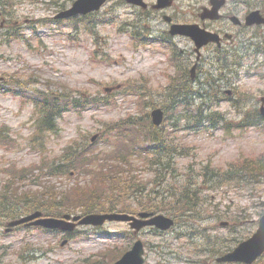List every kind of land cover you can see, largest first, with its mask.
<instances>
[{
	"label": "rangeland",
	"instance_id": "rangeland-1",
	"mask_svg": "<svg viewBox=\"0 0 264 264\" xmlns=\"http://www.w3.org/2000/svg\"><path fill=\"white\" fill-rule=\"evenodd\" d=\"M73 1L0 0V21L5 19L7 25L0 27V192L6 189L4 186H11L10 190H5L8 195L15 187L19 192L39 190V194L63 193L72 188L84 173L47 175L46 165L50 161L52 164L64 161L59 156L76 143L88 142L90 147L99 149V157L104 160L98 164L102 165L106 164L107 157L117 161V157L128 153L132 175L137 180L149 182L142 201L152 204L155 201L150 200L154 195L161 196L154 189L162 191L171 187L170 182L184 181L187 175L196 176L208 163L211 168L224 170L231 162L264 151V121H260L258 127L224 131L225 127H230L227 121L234 126L244 113L253 115L264 97V78L258 75L264 54L253 55V49L246 51L243 66L237 68L235 78L223 80L219 85H201L197 80L190 82L191 91L183 97L192 106L189 112L197 106H202L205 112L215 109L226 121L214 131L197 134L178 131L175 142L188 150L172 156L170 170L176 167L175 175L159 180L161 185L159 181L152 182L155 175L145 166V155L137 147L130 151L129 146L123 144L119 147L121 152H115L116 148L104 149L108 137L103 134L109 126V135L116 134L122 131L117 124L131 117L142 119L138 128L145 129L151 123L146 114L154 107L162 108L165 116L171 117V120L164 119L169 128L171 122L184 124L179 116L180 112L184 114L180 105L182 96L173 92L168 95V85L184 76V65L190 69L195 53L190 39L178 37L175 54L182 71L170 61V50L158 40L168 31L162 14L173 15L177 22L189 21L197 5L204 0H174L169 8L150 10L149 16L124 0H107L92 16L91 13L79 15L75 21H72L74 18L54 17ZM146 1L151 4L155 0ZM129 23L133 24L132 29H144L150 43L135 44L127 29L122 30ZM7 28L11 30L4 34ZM211 56L209 50H201V67L196 69L199 80L206 78L209 69L217 74L219 64H210ZM227 90H231V94ZM62 91L95 97L101 103L64 111L56 118L54 131L39 132L32 97L64 93ZM173 95H178L175 99L178 101H171ZM170 102L174 107L166 111L164 107ZM99 166L88 163L85 174H100ZM23 168H34V173L39 174L33 180H20ZM115 170L109 175L122 174L120 167ZM121 183L118 181L114 185L119 204L139 209V198L130 190L122 194ZM78 187L69 199L86 193ZM198 197L197 211L202 219L179 222L164 232L149 228L140 231L138 237L144 243V264H217V253L233 248L257 228L264 210V182L242 180L239 184L233 181L220 186L208 183ZM5 199L15 207L27 209L20 215L35 210L24 200L14 203L7 195ZM38 199L44 198L39 196ZM5 221L8 218L2 216L0 264H104L129 249L136 239L125 222H106L95 232L78 226L77 232L67 237L58 231L45 232L33 226L5 232ZM255 264H264V255Z\"/></svg>",
	"mask_w": 264,
	"mask_h": 264
},
{
	"label": "trees",
	"instance_id": "trees-1",
	"mask_svg": "<svg viewBox=\"0 0 264 264\" xmlns=\"http://www.w3.org/2000/svg\"><path fill=\"white\" fill-rule=\"evenodd\" d=\"M147 12V11H146ZM145 12V13H146ZM129 25H133L129 23ZM132 34L136 37L137 29H131ZM259 52V50H257ZM264 77V74L261 75ZM185 83H175L173 82L169 85V89L177 90L180 89ZM188 92L190 91V84L186 83ZM61 94H51L46 97H39L36 95L32 97L34 102L35 110L37 113V129L39 132L43 133L48 130H55L56 121L55 118L59 117L62 112H66L70 109H77L86 105H98L101 103L97 98H84V97H73L69 91H62ZM176 98H172L171 101ZM180 105L185 110H190V104H187L180 99ZM174 106L171 102L165 106L166 110H172ZM181 118L184 119V125L180 126L179 123H172V130H168L167 127H162L158 129L153 127L151 123L144 127L145 129L138 128L141 124L140 120H133L131 117L124 119L122 122H119L118 128L122 131L117 132L116 134H110L108 132L104 133V136H114V142L110 143L111 137L108 140L110 148H116L115 152H121L119 147H122L123 144L129 146V150L132 151L137 145L139 151L144 153L145 157L143 161L145 166L152 170L155 178L152 182L157 183V181H162L167 176L172 177L175 175L176 167L173 170H170L171 158L174 155L181 154L182 151L187 153L188 148L181 146L175 142V137L169 138V135L175 132V129H180L183 127L184 130L193 133L204 132L208 126L212 128H217L220 124L223 125L222 116L216 112H206L202 110L201 106L193 108V112L185 114H179ZM262 118L257 114L245 115L239 121V123L231 126V122H226L230 127H225L226 130H232L233 128H246L251 126H257ZM114 128V126H113ZM111 127L109 126L107 131ZM225 130V131H226ZM0 135L2 132L0 129ZM12 143V141H11ZM90 143H76L75 145H70L67 147L66 151H63L59 158L62 161L60 164H52L51 161L46 165L47 175H70V172L73 171V174L84 173L82 177H85V181L80 183L77 181L72 188L62 191L63 193H38L39 190L32 191L27 189L25 191H20L18 187L13 188L12 194L8 195V191L11 186H4V191L0 192V218L2 216L9 218L19 217L20 214H23L27 209L21 207H15L9 204V200L5 199L6 195L14 200L15 202H21L24 200L29 207L33 209H40L44 214L47 215H60L62 212H74L80 211L81 213H89L96 211H127L135 212L137 210H149L154 212L166 211L168 214L175 217L176 222L185 223L187 220L192 221L201 218L200 213L197 211L198 196L199 192L203 186L208 185V183H213L216 186L222 184H230L233 181H236L238 184L242 180L253 183H262L264 182V151L256 156L250 158H242L231 162L227 165L224 170H217L211 168L209 163L204 165L203 169L196 175H187L188 178L184 181H173L171 187H165L160 191V189L155 190L161 196L152 197L150 201H155L159 203H151L148 201H142L145 196L143 192L147 193L146 186L149 182H142L141 179H136L132 175V164L131 160L128 158V153L117 157V161L110 160L107 157L106 164L101 163L104 158L99 157L100 151L96 150L95 147H90ZM119 148V149H118ZM106 149V147L104 148ZM184 154V153H182ZM90 166L100 165L98 170H101L100 174H85V166L87 164ZM109 163V164H107ZM44 166V165H43ZM116 167H120L122 170L121 175H109L114 174ZM78 172V173H77ZM39 174V173H38ZM34 168H23L20 173V180H33L35 175ZM91 176L93 179H90ZM97 176V177H96ZM81 177V175H80ZM16 181V179H14ZM118 181H122L120 187L122 188V194L126 190H130L135 197L139 198V209H132L125 204H119L117 193L114 191V185ZM158 182L159 185L162 183ZM84 187H78L83 186ZM78 187L79 190H85L86 193H78L77 196H72L70 199L69 195L72 194L73 190ZM174 188V190H172ZM166 191H170L169 194L164 195ZM150 193V191L148 192ZM39 194V195H38ZM47 194V195H46ZM148 195V194H147ZM39 196H43L44 199H38ZM150 196V195H148ZM57 197L59 199H57ZM160 197V198H158ZM2 198V199H1ZM40 200V201H39ZM116 200V201H115ZM37 201V202H35ZM33 203V204H32ZM166 203V204H165ZM12 207H10V206ZM26 206V205H24ZM264 209V207L262 208ZM195 220V221H196ZM122 253V252H121ZM111 258L109 263L111 264L115 261L119 255Z\"/></svg>",
	"mask_w": 264,
	"mask_h": 264
},
{
	"label": "water",
	"instance_id": "water-1",
	"mask_svg": "<svg viewBox=\"0 0 264 264\" xmlns=\"http://www.w3.org/2000/svg\"><path fill=\"white\" fill-rule=\"evenodd\" d=\"M106 0H75L72 6L66 10L61 11L56 17L66 18L74 16L76 14H85L87 12L97 10ZM128 3L134 5H140L146 7V3L143 0H125ZM172 0H157L156 4H153L154 8H163L171 4ZM223 0H212V8L205 10L203 17H209L211 19H217L218 9ZM164 18L170 21L169 16ZM236 21V19H234ZM247 23H264V18L260 16L257 10L252 11L247 16ZM171 34H184L190 36L195 44L196 50L202 45L216 40L218 37L205 29L200 28L196 24H181L173 23L170 26ZM195 67H192L193 72ZM193 76V74H192ZM264 101V98H263ZM261 112L264 116V105L261 106ZM151 118L154 125L158 126L163 120V110L161 108H155L151 111ZM94 138V137H93ZM71 218V220H69ZM106 220L109 221H127L131 228H134V232L137 233L142 227L146 225L155 226L161 230L170 228L174 221L171 217L164 214H154L148 211L138 212L137 215H131L123 212H110V213H89L83 216L63 214L62 217H41L40 211H34L28 215L20 217L18 219L8 222V226H14L17 224L25 223V225L43 226L46 228H58L61 230H72L75 225H102ZM264 252V213L259 219V225L256 232L247 240L241 242L232 251L224 254L218 260L219 261H241L245 263L253 262L260 254ZM143 244L141 240H136L128 251H126L117 261L113 264H143Z\"/></svg>",
	"mask_w": 264,
	"mask_h": 264
},
{
	"label": "flooded vegetation",
	"instance_id": "flooded-vegetation-1",
	"mask_svg": "<svg viewBox=\"0 0 264 264\" xmlns=\"http://www.w3.org/2000/svg\"><path fill=\"white\" fill-rule=\"evenodd\" d=\"M212 6V0H204L203 4L197 5L193 18L183 23L198 24L201 28L218 35V44L216 42H211L202 47V49L210 51L213 59L215 57L218 61V57L220 56V59L226 62H232L233 60L231 57H233L234 52L245 51L246 53L247 50L259 46L258 41L254 40L252 36L258 37L261 41V47L264 46V24L249 25L247 23V16L254 10H257L261 16L264 17V0H223L218 9L219 17L215 20L203 17L205 10L211 9ZM171 16L173 18V15ZM234 19H236V21H234ZM0 27H7L5 19L0 21ZM10 30L9 28L5 29L4 34L8 33ZM252 30H254V32H252ZM176 37L189 39L188 36L182 35L162 41L169 48L176 47L172 41ZM193 53H195V51H193ZM204 60L205 57H203V61ZM200 61V58L198 62L196 61L195 55L192 64H196V69L200 66ZM209 62L211 61L209 60ZM222 75L227 79L225 72H223ZM221 255L222 254H216L215 261L217 257ZM216 263L221 264L218 262Z\"/></svg>",
	"mask_w": 264,
	"mask_h": 264
}]
</instances>
